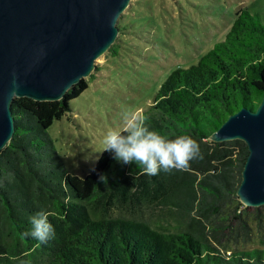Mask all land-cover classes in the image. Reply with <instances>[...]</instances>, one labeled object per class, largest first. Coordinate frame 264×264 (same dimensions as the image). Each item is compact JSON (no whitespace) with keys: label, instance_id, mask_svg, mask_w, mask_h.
Here are the masks:
<instances>
[{"label":"trees","instance_id":"1","mask_svg":"<svg viewBox=\"0 0 264 264\" xmlns=\"http://www.w3.org/2000/svg\"><path fill=\"white\" fill-rule=\"evenodd\" d=\"M88 89L83 79L57 102L14 99L16 132L0 153V264H264V206L238 196L248 145L212 139L264 99L262 14L241 8L225 39L171 72L141 114L168 138L197 140L201 156L185 169L149 176L104 151L86 178L70 174L49 128ZM41 210L55 228L46 243L25 235Z\"/></svg>","mask_w":264,"mask_h":264},{"label":"rangeland","instance_id":"2","mask_svg":"<svg viewBox=\"0 0 264 264\" xmlns=\"http://www.w3.org/2000/svg\"><path fill=\"white\" fill-rule=\"evenodd\" d=\"M244 7L264 19V0H132L112 45L118 54L109 50L97 60L89 89L49 128L68 172L86 178L104 152L105 134L123 131V113L143 114L169 74L223 41ZM256 247L258 241L245 248Z\"/></svg>","mask_w":264,"mask_h":264},{"label":"water","instance_id":"3","mask_svg":"<svg viewBox=\"0 0 264 264\" xmlns=\"http://www.w3.org/2000/svg\"><path fill=\"white\" fill-rule=\"evenodd\" d=\"M131 1L0 0V153L16 132L14 99L57 102L90 77ZM212 139L248 145L238 196L246 207H263L264 99L228 117Z\"/></svg>","mask_w":264,"mask_h":264},{"label":"clouds","instance_id":"4","mask_svg":"<svg viewBox=\"0 0 264 264\" xmlns=\"http://www.w3.org/2000/svg\"><path fill=\"white\" fill-rule=\"evenodd\" d=\"M123 132L109 130L103 137L104 151L111 153L114 160L122 165L135 164L149 176L160 172L185 169L189 162L201 156L200 144L190 135L168 138L159 131L150 129L145 117L138 111L123 113ZM99 182L106 184L109 178L100 173ZM47 211H39L30 217L31 230L26 232L41 243L55 235V228Z\"/></svg>","mask_w":264,"mask_h":264}]
</instances>
